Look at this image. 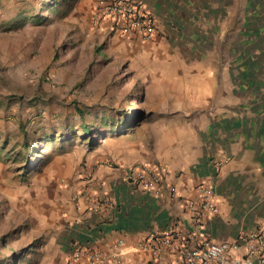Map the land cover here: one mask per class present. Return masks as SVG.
<instances>
[{"label":"rangeland","instance_id":"rangeland-1","mask_svg":"<svg viewBox=\"0 0 264 264\" xmlns=\"http://www.w3.org/2000/svg\"><path fill=\"white\" fill-rule=\"evenodd\" d=\"M252 1L245 8L252 17H239L234 30L189 25L151 53L96 37L94 0H0V264L65 263L53 227L33 213L42 206L43 173L76 153L79 170L103 145L180 122L164 119L178 106L168 95L174 89L156 93L151 80L194 79L204 69L208 106L226 102L236 128L246 127L243 113L249 123L264 121V2ZM162 65L186 72L157 71Z\"/></svg>","mask_w":264,"mask_h":264},{"label":"crops","instance_id":"crops-1","mask_svg":"<svg viewBox=\"0 0 264 264\" xmlns=\"http://www.w3.org/2000/svg\"><path fill=\"white\" fill-rule=\"evenodd\" d=\"M142 1L158 16L165 37L159 36L152 44L143 43L138 38L110 33V21L106 27L93 26L95 36L108 37V42L122 48L135 44L139 50L156 53L166 37H180L189 25L213 24L230 32L239 17H252L245 12L253 5L252 0ZM167 67L186 72L178 65H162L156 70L168 71ZM201 71H196L194 79L186 73L181 80L157 78L149 82L156 93L163 95L167 87L174 89L168 95L180 98L178 106L164 119L180 122L149 134L135 131L132 139L117 146L103 145V154L90 153L85 158L86 166L79 170L77 164L83 162V156L76 153L61 157L56 169L43 173L42 206L33 213L42 226L53 227L56 258L64 260L75 240L104 250L122 237L128 244L124 264H172L174 253L160 249L155 255L136 246L151 233L170 228L180 230L185 237L195 234L196 242L206 238L233 241L243 233L264 229L263 118L249 123L243 113L239 116L246 127L233 126L234 113L225 107L226 102L206 104L213 95L206 92L205 71ZM220 88L216 87L215 93ZM210 108L217 113L209 118L206 112ZM248 124L254 127L250 129ZM225 158L224 166L218 169L217 160ZM144 163L160 172L161 193L142 189L126 179L130 167ZM71 167H75V174L68 180L61 178ZM202 182L213 186L219 210L199 219L198 213L189 209V202L198 200L197 186ZM171 186H176L178 196L171 195ZM94 202H101V206L94 208Z\"/></svg>","mask_w":264,"mask_h":264},{"label":"built area","instance_id":"built-area-1","mask_svg":"<svg viewBox=\"0 0 264 264\" xmlns=\"http://www.w3.org/2000/svg\"><path fill=\"white\" fill-rule=\"evenodd\" d=\"M91 20L95 27H106L110 33H120L138 38L143 43H153L159 36H165L160 29L158 16L142 0H95ZM225 159L216 162L221 169ZM126 179L135 186L161 193L163 178L155 166L144 163L130 167ZM198 200H190L189 209L196 211L199 219L219 210L212 185L202 182L197 186ZM170 193L178 196L176 186ZM94 208L101 202H94ZM191 242H195L191 244ZM137 250H149L158 254L160 249L174 253L172 264H264V229L243 233L233 241H217L206 238L196 242V235L184 236L180 230L170 228L156 231L140 240ZM126 239H116L108 249H98L79 240L73 241L64 264H124L128 251Z\"/></svg>","mask_w":264,"mask_h":264},{"label":"trees","instance_id":"trees-1","mask_svg":"<svg viewBox=\"0 0 264 264\" xmlns=\"http://www.w3.org/2000/svg\"><path fill=\"white\" fill-rule=\"evenodd\" d=\"M90 131H91V130H89V131H88V130H85V132H86L87 134H89Z\"/></svg>","mask_w":264,"mask_h":264}]
</instances>
